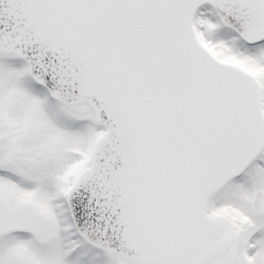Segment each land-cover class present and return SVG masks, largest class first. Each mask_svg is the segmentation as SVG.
<instances>
[{"label": "snow or ice", "instance_id": "snow-or-ice-1", "mask_svg": "<svg viewBox=\"0 0 264 264\" xmlns=\"http://www.w3.org/2000/svg\"><path fill=\"white\" fill-rule=\"evenodd\" d=\"M0 264H264V0H0Z\"/></svg>", "mask_w": 264, "mask_h": 264}]
</instances>
